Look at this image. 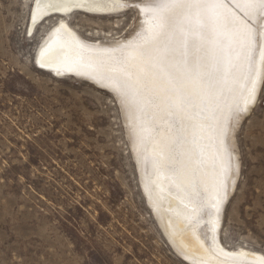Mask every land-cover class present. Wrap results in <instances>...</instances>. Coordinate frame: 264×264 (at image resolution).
Masks as SVG:
<instances>
[{
    "label": "rangeland",
    "instance_id": "obj_1",
    "mask_svg": "<svg viewBox=\"0 0 264 264\" xmlns=\"http://www.w3.org/2000/svg\"><path fill=\"white\" fill-rule=\"evenodd\" d=\"M35 1L0 0V264H190L146 200L124 104L96 83L37 65L59 18L31 30ZM123 2L116 13L66 20L86 45L137 42L144 26L137 5L161 0ZM246 19L255 55L264 13ZM225 133L228 175L237 178L218 235L232 249L264 253V68L258 100L232 113ZM210 212L198 214L207 243Z\"/></svg>",
    "mask_w": 264,
    "mask_h": 264
},
{
    "label": "bare ground",
    "instance_id": "obj_2",
    "mask_svg": "<svg viewBox=\"0 0 264 264\" xmlns=\"http://www.w3.org/2000/svg\"><path fill=\"white\" fill-rule=\"evenodd\" d=\"M137 6L144 20L139 41L86 45L66 16L116 13L126 9L123 0H36L31 30L59 18L36 63L54 76L96 83L124 104L146 200L181 257L190 264H264V253L232 249L218 235L221 206L237 178L228 175L226 124L254 106L263 76L264 21L254 55L246 18L264 13V0ZM205 206L209 243L199 231Z\"/></svg>",
    "mask_w": 264,
    "mask_h": 264
}]
</instances>
